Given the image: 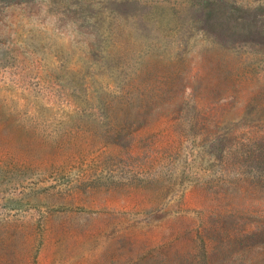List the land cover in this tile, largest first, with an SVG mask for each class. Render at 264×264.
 <instances>
[{
  "label": "rangeland",
  "instance_id": "1",
  "mask_svg": "<svg viewBox=\"0 0 264 264\" xmlns=\"http://www.w3.org/2000/svg\"><path fill=\"white\" fill-rule=\"evenodd\" d=\"M0 264H264V0H0Z\"/></svg>",
  "mask_w": 264,
  "mask_h": 264
}]
</instances>
